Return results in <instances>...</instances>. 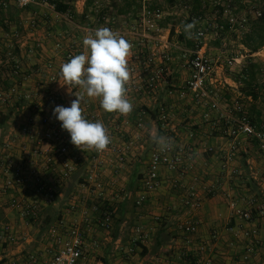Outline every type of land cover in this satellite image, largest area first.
Instances as JSON below:
<instances>
[{"label": "crops", "instance_id": "obj_1", "mask_svg": "<svg viewBox=\"0 0 264 264\" xmlns=\"http://www.w3.org/2000/svg\"><path fill=\"white\" fill-rule=\"evenodd\" d=\"M83 6L84 2L74 7L75 19L69 20L55 12L50 25L38 20L37 29L25 36L13 32L19 38L17 48L23 61L21 72L25 74L18 82L21 94L40 101L43 108L36 113L31 101L21 97L12 107L2 109L0 138L3 141L19 126L31 120L37 122L48 112L54 118L56 106L70 107L76 99L73 93L80 89L71 88L69 93L68 86L61 87L58 81L66 52L83 53L82 41L90 31L108 27L120 32L124 30L123 23L128 22L121 17H105L102 21L89 16L82 19L79 16ZM158 28L153 41L137 37L138 34L128 35L135 45L129 67L139 73V78L130 84L135 77L132 75L128 85L133 111L127 116L107 113L100 107L99 99L87 97V102L81 105L87 119L95 114L105 124L118 149L128 148L123 161L119 162L116 154L107 153L98 165L101 190L95 192L84 187L91 152L77 149L67 133L66 143L80 160L76 172L60 186L51 204L44 205L29 190L0 193V231L9 225L13 234L12 241L0 240V262L8 258L22 261L29 254L47 260L58 249L55 237L66 240L68 229L77 225L87 246L78 264H264V154L241 136L232 160L227 162L230 139L221 114L231 112L237 102L252 123L264 124V91L261 90L264 82L259 80L258 73L264 51L250 54L240 46L227 52L205 43L204 53L207 48V53L218 54L216 58L207 54L215 61L214 74L206 84L209 98H194L186 90L181 98L179 93L184 91L188 72L180 58L181 52L171 48V29L163 22ZM56 43L61 45L58 52L54 50ZM149 56L152 61L147 65ZM234 59L236 62L228 66L227 61ZM138 68L146 72L140 73ZM158 69L163 70L159 89L136 92L133 86L143 85L148 75ZM48 74L55 79L51 81V102L45 98L50 91L45 77ZM169 90L173 93L169 94ZM53 94L57 95L56 100ZM211 101L218 104L221 112L210 108ZM161 110L169 113L166 122L158 119ZM150 132L171 137L176 147L191 150L195 169L183 181L201 201L198 210L190 211L181 205V191L170 188L174 175L164 169L159 186L143 204H135L150 155L157 148ZM12 197L36 201V214L21 217L9 206ZM230 202L236 203L241 217L229 208ZM106 212L112 213L110 230L100 225ZM187 224H195L196 233H184L181 227ZM92 242L97 246H92ZM201 247L205 248L204 252L200 251ZM247 248L252 251L247 252Z\"/></svg>", "mask_w": 264, "mask_h": 264}, {"label": "built area", "instance_id": "obj_2", "mask_svg": "<svg viewBox=\"0 0 264 264\" xmlns=\"http://www.w3.org/2000/svg\"><path fill=\"white\" fill-rule=\"evenodd\" d=\"M11 1L19 10L48 6L40 3L39 0ZM185 1L186 0H177L176 3L179 5L183 4ZM177 5L175 4V6ZM229 8V6L223 8L221 15L227 20L230 27H234L238 22H236ZM56 14L62 16L59 13ZM260 15L261 14L257 12V16L259 17ZM164 17L165 13L161 8H150L143 4L137 17L128 22H124V30L119 33L131 42L133 45L132 48L135 49L134 42L128 38V35L130 33H133V35L138 34L137 37L153 41V34L159 32L158 24L164 20ZM188 19L190 23L193 21L197 22L193 29V47L186 49L178 45V43L171 45L172 49L181 52L180 58L183 61L184 68L188 72L184 91H181L179 95L181 98L184 97L186 90V92L194 98L208 99L209 93L206 90V84L211 80L214 74L215 61L205 55L203 47L211 23L205 22V20L197 16H191ZM245 22V19H242L238 25L242 28ZM33 23L34 22H31L32 25ZM218 28L222 29V27ZM54 50L56 52L61 50L60 43L55 44ZM74 55L76 54L73 50H68L65 54V62ZM151 61V57L149 56L145 63L150 65ZM235 62V59L228 60L227 64L230 66ZM13 68L15 74L20 73L17 61H15ZM139 71L140 73H145L146 69L143 70L140 68ZM131 72L135 77L130 84L139 78V73L137 74L136 68L131 69ZM162 76L163 70L158 69L148 75L143 85L136 84L137 86H133V88H135L136 92L156 91L159 89ZM45 77L46 83L50 86V91L46 94L45 98L47 97L49 102H51V81L54 82L55 79L51 78L50 74ZM20 87L21 86L18 84L7 91H0V111L12 107L14 103H17L22 97L25 101H31L32 110L38 113L43 108V105L40 101L32 99L28 94H21ZM168 93L172 94L173 92L169 90ZM56 97L57 95L53 94V99L56 100ZM210 108L221 112L218 104L214 101L210 102ZM141 114L144 115L145 112L142 111ZM221 114L222 118H225L227 127L226 134L230 139L229 149L226 155L227 162L232 160L237 150L238 139L241 136L249 142L254 143L258 151L264 154V124L252 123L237 102H235L231 112H221ZM207 117L206 114L205 118L207 119ZM88 119L92 121L99 120L98 116L95 114L90 115ZM158 119L161 122H166L169 119V113L165 110H161ZM67 133L66 130L62 129L61 122L58 121L56 117L51 118V112H48L44 116H41L37 122L31 120L8 134L0 150V193L8 194L9 192L29 190L32 195L35 198H39L44 205L51 204L60 186L76 172L80 160L77 156L73 155L71 148L66 143L65 136ZM127 150L128 148H124L123 150L118 149L112 140V143L105 151H90L91 158L85 170V181L82 186L99 192L101 190V184L98 182L97 172L100 159L107 153H112L117 155L119 162H122ZM209 151L212 150L209 149ZM224 168L225 164L222 166V169ZM161 169L174 175L170 181V188L181 191V205L190 211L198 210L201 207V201L198 199L193 189H188L183 181L195 169L192 152L189 148H178L174 143L170 151L160 152L157 147L151 153L148 170L142 181V190L135 200V204H143L147 196L159 186ZM9 206L11 209L16 210L23 218L33 217L38 210L36 201L33 202L26 199L16 200L13 197L9 200ZM229 208L240 217L242 216L235 202H230ZM111 218V212L103 214L100 225L105 230H110ZM245 219H248V216L245 217ZM181 229L186 234H194L197 230L195 224L184 225ZM51 233L54 234L55 230L53 229ZM66 234L67 238L64 241L60 237H55L54 240L58 249L47 260H43V258L37 254H29L23 258L22 261L15 258H8L1 262V264H78L83 258L87 247L82 231L77 225H74L68 229ZM0 240H13V234L9 225H4L2 227L0 231ZM92 246H97L96 242H92ZM200 251L204 252L205 248L201 247ZM251 251V248H247V252Z\"/></svg>", "mask_w": 264, "mask_h": 264}, {"label": "clouds", "instance_id": "obj_3", "mask_svg": "<svg viewBox=\"0 0 264 264\" xmlns=\"http://www.w3.org/2000/svg\"><path fill=\"white\" fill-rule=\"evenodd\" d=\"M196 21L184 25L188 38H193ZM84 52L74 55L60 65L59 83L63 87H78L70 107L56 106L53 116L70 135V143L85 151H105L112 143L105 124L85 117L82 103L88 99H99L100 107L107 113L129 115L133 103L128 98V85L132 77L129 58L133 45L119 32L108 27L90 31L83 38ZM151 141L160 152L170 151L174 141L171 137L150 132Z\"/></svg>", "mask_w": 264, "mask_h": 264}, {"label": "rangeland", "instance_id": "obj_4", "mask_svg": "<svg viewBox=\"0 0 264 264\" xmlns=\"http://www.w3.org/2000/svg\"><path fill=\"white\" fill-rule=\"evenodd\" d=\"M39 1L48 6L19 10L14 6L11 0H0V91H7L18 85V82H20L23 75H25L21 72L23 61H21L19 55L16 61L20 68V73H14V65L11 58L14 50H18L19 38H16L13 32L16 31L18 35L22 37L25 36L27 32L37 29L38 20L41 22L45 21V25H50L51 20H55L51 17L52 14L55 13L52 9L53 6L48 4L47 0ZM176 1L177 0H174L173 3H169L167 0H143L142 5L145 4L150 8H161L164 11L165 17L162 22L166 27L172 30L170 41L173 44L178 43V45L186 49L193 47V38H188L184 31V25L190 24L188 18L197 16L201 17L205 22L211 23L205 43H209V46L218 50H228L227 52L235 50V48L237 49L240 46L244 47L242 43L245 40V35L250 25L258 18L257 12L260 13V7L262 6V0H199L198 4H196L194 0H186L183 4L179 5H177ZM82 2H85V0H77L73 3V6H81ZM110 2L111 0H97L95 3L97 8L104 12L103 15L105 17H109L111 14V9L109 8ZM175 4L177 6H175ZM227 6L230 7L229 9L238 24L242 19H245L246 22L242 28L238 24H235L234 27H230L227 20L222 17L221 12L223 8H227ZM88 14L89 17H92L89 12ZM62 16L69 18V20L71 19L67 15ZM93 17L98 18L95 15ZM99 18L101 19V17ZM78 19L80 18L78 17ZM61 20L63 19H60V21ZM32 21H34L33 25L31 24ZM62 22H60L61 26H65ZM218 27H222V29ZM218 38H220V40ZM244 48L247 49V47ZM262 51H264V48L260 50V52ZM205 53L206 56L208 54L213 58L218 56V54L207 53V48ZM229 55L230 54L226 56ZM259 63L260 69L262 70L258 71L260 74L259 80L264 82V57ZM261 90L264 91V87H261Z\"/></svg>", "mask_w": 264, "mask_h": 264}, {"label": "trees", "instance_id": "obj_5", "mask_svg": "<svg viewBox=\"0 0 264 264\" xmlns=\"http://www.w3.org/2000/svg\"><path fill=\"white\" fill-rule=\"evenodd\" d=\"M77 0H47V3L53 6V9L56 13L67 15L71 19L77 17L73 3ZM97 0H85L83 6V13L79 16L82 19L89 16L88 12L93 17L94 15L97 16L99 21H102L105 16L103 15V11L99 10L96 6ZM169 3H173L174 0H167ZM196 4L199 3V0H194ZM143 0H111L110 2V9L111 14L109 18L114 17H121L123 21L133 20L139 14L142 8ZM260 16L253 22L247 34L245 35V40L242 43L244 47H247L249 53H256L262 48H264V0H262V6L260 7ZM101 17V19L99 18ZM107 17V16H106ZM172 31V30H171ZM172 33V32H171ZM19 52L17 49L14 50L12 54L11 61L14 65V62L17 60ZM0 123L2 120L0 119ZM1 125V124H0ZM3 139L0 138V147L2 148ZM1 264V262H0Z\"/></svg>", "mask_w": 264, "mask_h": 264}]
</instances>
